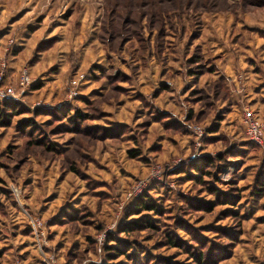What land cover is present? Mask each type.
<instances>
[{"label": "rangeland", "instance_id": "1", "mask_svg": "<svg viewBox=\"0 0 264 264\" xmlns=\"http://www.w3.org/2000/svg\"><path fill=\"white\" fill-rule=\"evenodd\" d=\"M5 38L1 58L13 38L19 45L4 84L16 85L23 66L32 81L15 100L24 111L0 125V185L15 199L1 194L0 264L99 263L123 205L145 191L165 210L154 215L157 228L119 232L131 242L129 257L111 262L197 264L164 238L169 232L197 251L194 229L208 244L202 259L215 258L205 264H264V191L256 195L253 186L256 171L264 173V149L246 137L241 118L249 105L264 121V0H0ZM70 106L69 114L76 107L85 116L78 131L60 126L67 117L33 113ZM28 116L56 150L26 143L17 125ZM217 152L224 160L204 179L241 193L236 216L222 203L203 209L213 198L207 183L181 171ZM68 206L85 210L87 221L56 222ZM29 215L45 220L41 246ZM210 243L228 249L211 257Z\"/></svg>", "mask_w": 264, "mask_h": 264}, {"label": "trees", "instance_id": "2", "mask_svg": "<svg viewBox=\"0 0 264 264\" xmlns=\"http://www.w3.org/2000/svg\"><path fill=\"white\" fill-rule=\"evenodd\" d=\"M6 38L2 41H0V49L5 48L6 44ZM10 47L6 48L9 50V52L6 50L4 58L6 59V70L5 74L8 73V70L12 68V65L10 64V58L8 56L11 55L16 49V47L19 45L18 42L13 38L12 42L9 44ZM8 54V55H7ZM1 59V58H0ZM195 73V72H194ZM226 82L222 79L218 81V84L227 92L228 88L226 87ZM38 84H35L33 87H37ZM227 98H229V92L227 93ZM72 104V103H71ZM70 104V105H71ZM53 107H41L36 108L33 113L39 114L45 113L49 114L50 116H56L61 115L62 118L67 117V121L64 124H61L60 126H63L66 131H78V123L82 121L83 118H85L84 114L80 112V110L76 107H74V114H69L72 106L68 107L66 110H60L59 113H56L57 109H52ZM24 111L23 106H20L19 103L16 101H10V100H2L0 99V125L6 126L11 123V118ZM68 115V116H67ZM18 129H20L22 132L27 133L26 135V143L28 144H37V145H45L50 150H56L57 147H55V142L51 143L49 145L48 141V135H46V132L44 130H41V126L32 118L31 116L25 117L20 119L18 122ZM218 126L216 124L212 125V127H209V132H213L217 129ZM185 129V126L183 127ZM28 129V130H27ZM108 133H111L109 129L105 128ZM39 132L37 137H33L34 133ZM55 132V131H54ZM52 133V132H51ZM244 145L248 147L254 145L249 142H244ZM129 154L131 156H137V150L135 148H129L128 150ZM224 160L223 154L221 152H217L215 155L210 154H202L197 160L190 162L187 166L182 167L184 171L183 173H186L187 175H191V178L197 180L199 183L205 182L207 183V188L209 192L213 195V198L210 200H204L202 201V207L203 209H211L213 204L222 203L225 204L226 209L223 211L230 213V214H237L235 213L234 207L237 205L238 198L240 197L241 193H235L237 196H234L231 191H226V189L221 188L214 180L207 182L204 179V175H213V170H216L219 167V164H221ZM188 167V168H186ZM193 170L194 173H190V171ZM261 171L257 170L254 178H253V186H254V194L261 196L264 191V173H260ZM237 189V188H236ZM1 194L6 195L11 198V203H15V199L12 197V192L5 186L0 185V211L5 212L6 211V202L1 198ZM156 198L153 197L150 192L145 191L141 195L133 197L129 199L127 203H125L122 207L121 214L117 220L116 225L107 232V236L102 244L101 250H102V258L99 263L94 262H87L86 264H124L121 263V260L118 262H111L114 259L125 255L126 257H129V249L131 247V242L129 240H125L118 236L119 232H133L137 230H141L144 228L148 229H156L157 224H155L156 218L154 215H161V213H164L165 210H163V206L160 202H157L155 200ZM199 201V200H198ZM199 204V202H198ZM194 204V205H198ZM4 205V206H3ZM229 206V207H228ZM85 210L81 211L80 208H75L74 206H68L66 209H64L61 214L55 216V221L64 223L66 221H74L75 219H80L83 222H86L87 217L85 215ZM151 214H150V213ZM136 214L137 217L135 218H129L131 214ZM236 216V215H235ZM177 224L179 226L182 225L184 229H187L186 226L183 224H186L189 226V224L183 222L182 220H178ZM191 227V226H190ZM194 228V227H193ZM30 228L26 227L23 229V232H30ZM190 233L193 235V241H195L197 244L196 246L199 247L197 251H195V247L189 246L185 243L183 239H181L178 236H172L169 232L166 233L164 231V238L167 241V243L171 245H181L185 251H188L194 255V261L197 264H205L208 261L212 260H203L202 259V252L200 249L202 247H206L208 244H206V241L202 235L197 233L194 229L193 231L190 230ZM50 235V234H49ZM233 235V234H230ZM48 236V233H47ZM49 237V236H48ZM113 241V242H112ZM94 245V242H93ZM229 245V244H227ZM94 247V246H93ZM210 247L217 248L213 252H211L210 256L217 255L219 249L224 250V253H226L228 248H221L218 247L215 243H210ZM215 253V254H214ZM223 253V254H224ZM151 258L148 262H133L132 264H153V262H150ZM164 261V260H161ZM165 262V261H164ZM42 264V263H41Z\"/></svg>", "mask_w": 264, "mask_h": 264}, {"label": "built area", "instance_id": "3", "mask_svg": "<svg viewBox=\"0 0 264 264\" xmlns=\"http://www.w3.org/2000/svg\"><path fill=\"white\" fill-rule=\"evenodd\" d=\"M5 70H6V61L2 57L0 59V99L2 100H19L20 96L23 94L25 88L31 84L32 76L28 70L27 66L21 67L16 78V85L13 84H4L5 79ZM83 77V74H78L75 78L71 80L73 86H75L78 81ZM76 90L71 89V94H75ZM244 132L246 137L254 142L256 145L264 149V121L261 117L257 115L253 108L249 105H243L242 114H241ZM194 131L199 134L202 133V127L199 124H192ZM155 171V170H154ZM137 191V190H136ZM130 194V192L128 193ZM29 220L31 223L32 230L35 236H38L39 246L44 244L47 240L46 229H45V220L38 216L29 215ZM105 233L98 235L97 239L99 244L104 240ZM45 259V258H44ZM52 259V258H50ZM53 260V259H52ZM13 264H19L18 261H14ZM48 264H52L51 260H48Z\"/></svg>", "mask_w": 264, "mask_h": 264}, {"label": "crops", "instance_id": "4", "mask_svg": "<svg viewBox=\"0 0 264 264\" xmlns=\"http://www.w3.org/2000/svg\"><path fill=\"white\" fill-rule=\"evenodd\" d=\"M1 58V57H0ZM38 264H41V262H39Z\"/></svg>", "mask_w": 264, "mask_h": 264}]
</instances>
